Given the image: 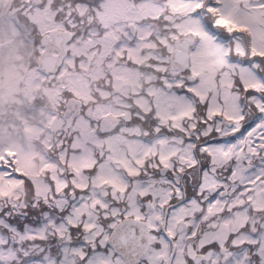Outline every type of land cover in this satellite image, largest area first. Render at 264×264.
<instances>
[{"label": "snow or ice", "instance_id": "obj_1", "mask_svg": "<svg viewBox=\"0 0 264 264\" xmlns=\"http://www.w3.org/2000/svg\"><path fill=\"white\" fill-rule=\"evenodd\" d=\"M0 264H264V0H0Z\"/></svg>", "mask_w": 264, "mask_h": 264}]
</instances>
